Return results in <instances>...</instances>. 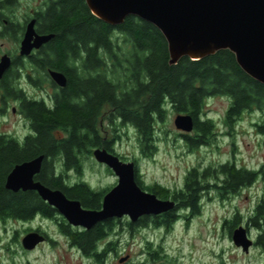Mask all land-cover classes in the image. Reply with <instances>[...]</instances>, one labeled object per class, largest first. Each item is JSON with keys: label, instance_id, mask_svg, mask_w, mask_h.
Returning a JSON list of instances; mask_svg holds the SVG:
<instances>
[{"label": "trees", "instance_id": "trees-1", "mask_svg": "<svg viewBox=\"0 0 264 264\" xmlns=\"http://www.w3.org/2000/svg\"><path fill=\"white\" fill-rule=\"evenodd\" d=\"M39 17L40 30L55 35L52 49L59 59L53 66L67 76L68 82L60 92L57 108L42 107L40 116H36L40 134L32 142L30 157L44 156L37 177L39 182L61 190L69 199L80 201L84 208L100 210L104 195L111 190L96 191L86 182L83 175L87 156L100 148L126 160L116 151L121 136L106 135L105 124L113 126L119 121L122 126L134 129L142 155L152 158L158 151L156 125L172 109L193 118V134L182 137L188 149L196 151L216 141L218 125L213 118L205 116V108L211 99L223 97L229 100L222 120L229 135H235L246 113H256L261 120L253 128L257 135L264 136V85L240 68L232 52L222 50L197 61L184 57L170 66L167 41L154 25L129 16L122 25L110 26L92 15L85 0L52 2ZM73 54L78 65L66 69L68 55ZM7 152L2 153L6 167L11 164ZM136 169V180L143 190L176 204L167 213L142 217L137 227L149 225L166 232L183 218L199 216L209 193L228 200L264 175V167L255 170L228 161L190 169L184 186L171 190L159 184L145 186L138 165ZM108 171L112 172L109 168ZM3 184L4 181L0 183L1 218L29 222L40 216L59 221L71 246L96 264H104L106 256L116 252L115 243L108 239L118 228L114 219L78 232L37 192L15 194L8 192ZM241 224L242 216L236 212L224 220L223 229H228L232 236ZM245 228L257 231L255 246L264 254V199L248 218ZM147 251L153 261L168 259L161 246L156 248L148 242Z\"/></svg>", "mask_w": 264, "mask_h": 264}, {"label": "rangeland", "instance_id": "rangeland-1", "mask_svg": "<svg viewBox=\"0 0 264 264\" xmlns=\"http://www.w3.org/2000/svg\"><path fill=\"white\" fill-rule=\"evenodd\" d=\"M39 1L22 0L21 5L13 10L16 14L14 19L20 20L19 16L38 6ZM17 50L18 45L14 40L0 39V56L16 54ZM228 107L229 100L223 97L208 101L205 116L217 122L218 137L213 144L196 151L188 149L182 137L186 133L176 128L174 122L180 114L172 109H169L166 119L156 125L158 151L152 158L142 155L137 132L122 126L119 121L113 126L105 124L106 135L121 136L116 145L117 153L126 162L137 159L139 175L149 186L159 184L171 190L180 189L190 169L217 166L228 161H234L239 167L260 170L264 167V136L257 135L253 128V124L261 120L260 114L246 113L233 136L229 135L222 122ZM83 177L96 191L112 189L118 183L114 173L96 162L93 155L87 156ZM73 178L77 179V176L73 175ZM263 199L264 175L253 186L228 200H221L217 194L209 193L203 200L199 216L179 220L169 232L151 228L141 234L138 232L137 239L130 241L128 235H121L122 231L118 229L113 233L118 237L110 238L115 243L116 252L107 255L104 264H264V254L260 248L254 244L248 254L244 253L233 243L228 229H223L224 220L236 212L242 216L241 225L246 227L248 218ZM7 226V231H1L0 226V264H96L94 259L83 257L72 248L52 221L37 218L33 227L42 228L56 243L42 242L31 251L22 246V240L27 235L26 225L13 221ZM17 231L19 233L15 238ZM248 235L255 242L257 231L250 228ZM148 242L156 248L163 247L168 259L153 261L148 255ZM122 259L126 261L121 263Z\"/></svg>", "mask_w": 264, "mask_h": 264}, {"label": "water", "instance_id": "water-1", "mask_svg": "<svg viewBox=\"0 0 264 264\" xmlns=\"http://www.w3.org/2000/svg\"><path fill=\"white\" fill-rule=\"evenodd\" d=\"M93 16L110 26H120L129 16L154 25L168 44L169 65L182 58L193 61L212 56L219 51L232 52L240 68L252 79L264 85V0H85ZM35 21L27 28L20 55L28 56L33 49L52 40L55 35H38ZM11 66V58L0 61V80ZM51 78L61 88L67 86V77L51 71ZM175 126L183 133L194 131L190 115L180 114ZM96 162L109 168L118 183L104 195L100 210H89L78 200L69 199L61 190L51 189L34 178L39 174L44 156L14 168L6 181V188L18 192L35 191L55 208L73 227L91 230L97 224L128 217L136 223L145 216H158L175 208L172 200L160 199L143 190L136 180V163L123 161L105 149L93 152ZM43 235L32 232L22 240L25 250L31 251L44 242ZM236 247L246 254L255 242L244 226L232 233ZM126 259H122L123 263Z\"/></svg>", "mask_w": 264, "mask_h": 264}, {"label": "flooded vegetation", "instance_id": "flooded-vegetation-1", "mask_svg": "<svg viewBox=\"0 0 264 264\" xmlns=\"http://www.w3.org/2000/svg\"><path fill=\"white\" fill-rule=\"evenodd\" d=\"M21 1L22 0H0V39L9 38L14 40L18 45L16 54L8 53L0 56V61L5 55L11 58L10 68L0 80V183L4 181L3 187L8 192L15 194H24L29 191L19 190L18 192H13L7 189V178L16 166L30 162L41 156L36 155L30 157L32 154L30 149L34 147L32 142H35L40 134V126L36 122V116H40L42 107L47 106L49 109L57 108L60 92L63 89L53 81L50 75L51 71H56L53 65H56L58 58L52 49L55 37L48 43L42 45L39 49H33L30 55H20L22 41L25 37L28 25L32 21H35L34 29L38 35L52 34L45 33L42 29L40 30L41 20L39 16L40 13H45V11H47L52 2H58V0H40L38 6H35L29 12H27V10L24 15L19 16L18 19L21 18L20 20H15L14 16H16V14L13 10H16L19 5H21ZM26 1L32 2L34 0ZM77 65L78 59L75 58V55H68L64 65L65 68L71 70L73 67H77ZM37 121L38 123L40 122V117H38ZM42 141V139L39 140L40 145ZM5 150L8 151L7 156L10 159L9 163H11L8 167L3 163L2 153ZM134 162L137 166V159ZM41 170L39 174L35 176V181H38L37 177L40 175ZM141 181L145 186H149L144 183L142 178ZM37 218L41 221H46V219L40 216H35L34 219L29 222L3 219L0 217L1 231H7V225L13 223V221H17L21 225H26L25 232L27 234L32 232L39 233L45 238L43 243L49 242L55 244L56 242L52 241L42 228L33 227V223ZM52 222L56 223L60 234L66 238L68 244L71 246L69 238L61 231L60 222ZM113 222L119 226L113 233L119 229L122 231L121 235H128L130 241L137 239L138 232L141 234L142 231L147 232L146 230L149 231V229H151L149 225L144 228L137 227V222H130L128 217H124L120 220L114 219ZM71 227L74 230H79L78 232L85 230L79 227ZM18 233L17 231L15 238ZM113 233L108 239L113 236L118 237V235H113ZM146 241H148V239H146ZM71 247L76 249L81 256L85 257L81 250L73 246Z\"/></svg>", "mask_w": 264, "mask_h": 264}]
</instances>
